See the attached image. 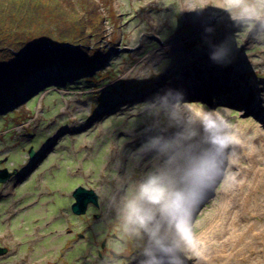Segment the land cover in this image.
Wrapping results in <instances>:
<instances>
[{
    "label": "rangeland",
    "instance_id": "obj_1",
    "mask_svg": "<svg viewBox=\"0 0 264 264\" xmlns=\"http://www.w3.org/2000/svg\"><path fill=\"white\" fill-rule=\"evenodd\" d=\"M94 1L106 30L92 63L37 70L22 86L5 90L14 99L0 102V169L16 171L0 183V193L8 189L7 198L19 199L13 221L2 219L0 207V247L9 255L0 264H136L145 242L124 231L116 204L154 163L143 146L162 134L190 147L202 136L198 118L217 127L223 118L241 146H232L223 177L196 208L182 253L184 264L208 259L214 246H206L197 227L218 213L228 193L233 203L244 197L251 172L241 152L264 151V34L238 28L225 11L226 0ZM247 2L264 17V0ZM70 4L80 13L90 9L88 0ZM199 14L208 31H202ZM174 41L178 47L165 48ZM221 47L226 55L213 59ZM225 84L233 89L218 92ZM79 186L98 198V206L88 205L83 215L70 209L71 192ZM41 196L52 197L44 210L20 208ZM40 212L44 218L35 228L29 220ZM243 222L249 235L252 225L259 228L253 236L262 255L264 213ZM49 230L53 234L44 236ZM215 240L211 244L222 238ZM227 263L232 261L224 257L215 262Z\"/></svg>",
    "mask_w": 264,
    "mask_h": 264
},
{
    "label": "clouds",
    "instance_id": "obj_2",
    "mask_svg": "<svg viewBox=\"0 0 264 264\" xmlns=\"http://www.w3.org/2000/svg\"><path fill=\"white\" fill-rule=\"evenodd\" d=\"M226 3L225 11L238 28L253 36L264 34V17L247 0ZM226 53V48H218L212 58L221 60ZM198 119L203 138L190 147L178 146L162 134L148 139L142 151L150 153L154 163L117 201L124 231L145 242L143 264H183L195 210L223 177L232 146L239 143L227 120L221 118L220 126L210 131Z\"/></svg>",
    "mask_w": 264,
    "mask_h": 264
},
{
    "label": "trees",
    "instance_id": "obj_3",
    "mask_svg": "<svg viewBox=\"0 0 264 264\" xmlns=\"http://www.w3.org/2000/svg\"><path fill=\"white\" fill-rule=\"evenodd\" d=\"M70 3L0 0V102L14 99L5 90L22 86L37 70L92 63L105 35L104 18L94 0H88L90 9L85 13Z\"/></svg>",
    "mask_w": 264,
    "mask_h": 264
},
{
    "label": "bare ground",
    "instance_id": "obj_4",
    "mask_svg": "<svg viewBox=\"0 0 264 264\" xmlns=\"http://www.w3.org/2000/svg\"><path fill=\"white\" fill-rule=\"evenodd\" d=\"M186 15V11L184 12ZM192 18H195L194 12L192 11ZM187 16V15H186ZM199 25L202 27V31H208L209 24H207V21L205 17L201 14H199ZM211 43V42H210ZM209 43V45H211ZM178 41L173 42L170 45H166L165 48H174L175 46L178 47ZM233 64V62H232ZM219 81V79H216ZM215 80V84L219 83ZM246 82L243 83L242 91L245 92L246 89ZM231 85L225 84L220 86L217 91L220 93H224L225 91L232 90ZM249 88V84H247ZM230 87V88H229ZM249 94V93H248ZM249 97V95H247ZM258 97V96H257ZM259 98V97H258ZM252 103L257 105L259 102H257V99L253 98L251 99ZM82 107L80 106L79 109ZM205 116V115H204ZM206 117V116H205ZM204 117V119H205ZM209 117H206V120H208ZM214 126V125H213ZM206 127L209 128L210 131H215L216 128L212 127L211 125H206ZM217 127V126H216ZM235 132V129H232ZM236 133V132H235ZM238 135V134H237ZM202 136L198 138L197 142L202 140ZM241 146V143L238 145L235 144V147L239 150ZM241 156L245 159H248V163H250V172L251 175L247 179V183L249 184L246 188L243 187L242 193L244 197L239 202H234V199L232 198V194L228 193V197L220 202L217 206L218 213L211 214L207 217H205L201 223L199 224L198 231H202L205 236V244L210 248V245L213 247L214 251L216 252L213 255H211L208 259L204 258H194L196 259L195 264H215L216 261H218L221 257H224L227 259V261L231 260L232 264H259L264 263V253L259 256L260 247H256V239L254 238L257 232L256 230H259V228H256L255 225H252L251 231L254 233L253 235L248 234V228L250 227L248 223H244L243 221L252 219V216L254 215H260L264 213V151H261L260 153H245L241 152ZM137 155H141V152H136ZM8 189L2 191L0 193V207L3 208L2 211V219L4 220H11L13 221L17 215H15V211L17 208H15L17 202L19 201L18 197L14 198H7ZM52 199V197L47 196H41L39 201H36L35 199H30L27 202L20 205V208H27L31 205H34L39 210H44L46 204ZM12 210L10 211V209ZM237 208V210H235ZM42 212H40L38 215H34L31 217V220L29 222L34 225L35 228L38 227V224L35 223L38 220H41L44 218V215H41ZM250 213V214H247ZM49 219H52L51 217H48ZM62 218V217H60ZM17 219V218H16ZM207 230V231H204ZM209 230V231H208ZM264 233V231H263ZM44 236H49L52 233V231L44 232ZM218 243L211 244L215 239H220ZM207 240V241H206ZM210 241V243H208ZM216 241V240H215ZM227 251L226 254L224 252ZM264 251V247H263ZM222 253V255L220 254ZM136 264H143V259L138 258L135 262ZM184 264V263H183ZM228 264V263H227Z\"/></svg>",
    "mask_w": 264,
    "mask_h": 264
},
{
    "label": "water",
    "instance_id": "obj_5",
    "mask_svg": "<svg viewBox=\"0 0 264 264\" xmlns=\"http://www.w3.org/2000/svg\"><path fill=\"white\" fill-rule=\"evenodd\" d=\"M32 149L29 150V156L33 155ZM12 174H16V171L9 172L7 168L0 169V183H5L6 180ZM94 190L87 189L82 186L76 187L72 193L74 198V202H72L70 209L72 214L75 215H83L87 211L88 205L92 204L94 206H98V198ZM7 251L6 248L0 247V256L5 254Z\"/></svg>",
    "mask_w": 264,
    "mask_h": 264
},
{
    "label": "flooded vegetation",
    "instance_id": "obj_6",
    "mask_svg": "<svg viewBox=\"0 0 264 264\" xmlns=\"http://www.w3.org/2000/svg\"><path fill=\"white\" fill-rule=\"evenodd\" d=\"M16 174H12L10 177H13V176H15ZM10 177H9V179H10ZM97 215H95V217H96ZM4 248V247H3ZM7 249V248H6ZM7 257H9V255H8V249H7V251H6V253L5 254H3V255H1L0 256V260H4V258H7Z\"/></svg>",
    "mask_w": 264,
    "mask_h": 264
}]
</instances>
